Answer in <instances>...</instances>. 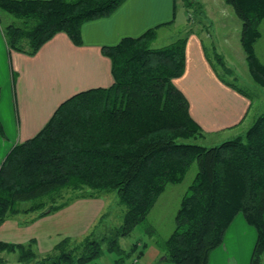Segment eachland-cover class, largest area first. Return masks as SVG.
Masks as SVG:
<instances>
[{
  "label": "trees",
  "instance_id": "16d2710c",
  "mask_svg": "<svg viewBox=\"0 0 264 264\" xmlns=\"http://www.w3.org/2000/svg\"><path fill=\"white\" fill-rule=\"evenodd\" d=\"M222 1L241 23L239 41L250 75L264 90V65L254 52L261 37L264 0ZM124 2L0 0V11L22 23L4 28L6 45L10 51L34 56L56 34L64 33L79 46L82 24L108 18ZM193 2L189 0V7ZM160 26L102 48L110 60L112 85L79 92L62 102L44 127L15 145L0 165V227L18 214L34 213L35 220L73 198L115 192L125 209L116 236L108 241L87 238L74 248H67L71 240L65 239L42 260L33 251V241L26 245L0 241V264H7L4 253L14 255L15 264H90L104 254V242L106 251L118 256L113 264H125L135 246L125 253L117 238L129 236L142 224L166 186L180 184L194 162L197 172L165 242L166 259L173 264H208L229 225L242 214L257 235L250 264H261L264 112L242 138L211 148L190 142L202 129L174 85L185 71L187 38L154 49L151 44Z\"/></svg>",
  "mask_w": 264,
  "mask_h": 264
},
{
  "label": "crops",
  "instance_id": "0c3cea01",
  "mask_svg": "<svg viewBox=\"0 0 264 264\" xmlns=\"http://www.w3.org/2000/svg\"><path fill=\"white\" fill-rule=\"evenodd\" d=\"M169 1L175 6L174 0ZM159 2L126 0L108 18L82 24L81 45L58 33L34 56L10 51L4 28L14 25V21L6 16L4 28L0 22V165L15 145L33 138L44 127L62 102L79 92L112 85L110 60L101 49L162 25L163 22L149 24V11ZM191 37V43L186 46L184 74L174 80L188 101L191 117L204 131L205 127L210 129L206 131H223L239 125L246 118L250 104L238 92L224 89L204 55L202 42L196 36ZM33 214L7 218L0 227V241L24 245L33 241L34 248L38 241L29 238L27 227L28 221L35 218ZM23 224H26L24 229ZM23 234L27 236L21 238ZM256 237L255 229L238 214L227 228L221 245L210 253L208 264H250ZM158 255L151 248L142 264H173L167 259L163 260L165 263H156Z\"/></svg>",
  "mask_w": 264,
  "mask_h": 264
},
{
  "label": "rangeland",
  "instance_id": "374dc122",
  "mask_svg": "<svg viewBox=\"0 0 264 264\" xmlns=\"http://www.w3.org/2000/svg\"><path fill=\"white\" fill-rule=\"evenodd\" d=\"M159 1L157 7L149 11L151 15L149 24L155 26L157 22H163L162 26L156 29L157 36L151 47L162 48L181 38H187L185 45L187 46L191 43V36H196L202 42L204 55L209 60L216 78L224 85V89L235 92H237L235 89L240 90L246 96L241 95L250 104L246 118L239 125L223 131H206V129L210 130L208 127H205L204 131L200 127L202 129L200 135L190 142L211 148L226 141L242 138L256 118L264 112V90L254 83L250 75L246 56L239 41L240 21L232 8L222 0H192L194 2L190 7L189 0H174L175 8L169 0ZM183 3H187V8ZM6 16L11 17L15 26H22L20 20L0 11L3 28L6 25ZM259 31L261 37L254 46V52L264 65V19L259 25ZM196 172L197 164L194 162L180 184L166 186L164 193L160 195L142 224L136 226L129 236L117 238L118 245L125 253H129L135 246L130 259L126 260L125 264H142L144 256L149 254L151 248L159 252L156 263H165L163 261L166 259L165 242L175 228V217L181 199L192 184ZM97 196V198L77 200L73 198L66 206L46 219L28 221L29 238L38 241L33 251L39 260L53 255L55 253L53 246L62 243L65 239L71 240L66 247L74 248L80 246L87 238L96 241L105 238V241H108L116 236L123 223L125 209L119 204L115 192L97 194ZM34 216L36 217V214H33ZM25 225L23 224V229ZM25 236L27 235L23 234L21 238ZM102 248L104 250L102 257L90 264L114 263L118 257L115 252L113 254L107 252L105 242ZM140 251H143L142 257L139 256ZM2 257L7 259V264L15 262V259H12L14 255L4 253Z\"/></svg>",
  "mask_w": 264,
  "mask_h": 264
}]
</instances>
